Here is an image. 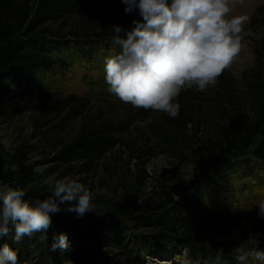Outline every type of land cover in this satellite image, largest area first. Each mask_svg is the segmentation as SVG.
<instances>
[{"label": "trees", "instance_id": "1", "mask_svg": "<svg viewBox=\"0 0 264 264\" xmlns=\"http://www.w3.org/2000/svg\"><path fill=\"white\" fill-rule=\"evenodd\" d=\"M107 4L111 6L109 9L104 8ZM124 9L122 0H0V114L13 118L47 95L33 85L40 70H51L56 64L65 67L55 55L72 48L80 58L92 59L98 49L92 41L108 45L113 35L112 25L130 29L133 19H142L138 11L126 14ZM256 12L261 15L264 26V6L257 7ZM72 15L98 18L92 26L87 22L81 27L67 28L66 21ZM253 22L251 19L250 26ZM51 23H57V28L51 29ZM62 25L70 35L67 42L60 33ZM257 59L264 68V37L258 46ZM256 76V80H250L242 88L248 91L249 111L253 116L248 123L231 116L222 105L219 109L229 119L216 124V139L200 138L207 104L238 98L234 82L223 72L213 95L187 89L177 98L181 106L177 117L158 112L151 124L157 143L172 152L178 145L189 151L185 157H189L186 159L193 162L201 177L208 176L222 161L248 149L256 140L254 157L264 164V78L261 73ZM53 104L66 118H76L86 111L87 101L67 94L56 98ZM149 113L150 110L143 108L136 110L141 119ZM125 127L111 119L87 114L75 136L57 151L55 158L64 164L80 162L87 171L121 144ZM15 179L13 173L0 164V191L23 188L27 199H43L24 182ZM171 202L174 206L161 203L158 214L142 224L157 229L158 233L153 235L132 234L117 219L91 224L81 230L61 211L52 217V225L46 233L38 232L31 238L25 236L19 243L14 242L11 235L6 236L0 238V246L7 243L18 249L19 264H26L33 254L37 264H110V259L116 264H132L160 250L173 249L178 253L180 247L194 264H203L218 249H223L224 255L230 258L233 246L247 245L250 240L256 243L249 247L264 249V219L249 214L232 217L225 212H214L197 190L191 188L182 191L178 200L171 198ZM124 215L132 217L133 213L124 212ZM180 230L183 235H178ZM60 233L67 235V250L52 247Z\"/></svg>", "mask_w": 264, "mask_h": 264}, {"label": "rangeland", "instance_id": "2", "mask_svg": "<svg viewBox=\"0 0 264 264\" xmlns=\"http://www.w3.org/2000/svg\"><path fill=\"white\" fill-rule=\"evenodd\" d=\"M259 6H264V0H236L229 13V16L248 18L243 26L248 33L243 40L244 47L238 59L223 71L238 89V98L226 102L216 100L206 105L200 138L216 139V124L228 118L219 109L222 105L242 123L253 119L246 95L248 91L242 88L250 80H256L259 73L264 78V68L257 59L258 46L264 37L262 18L256 12ZM110 7L107 4L104 8ZM97 18L72 15L66 21L67 28L81 27L87 22L92 26ZM251 19L254 22L250 26ZM57 25L51 23L50 28L55 29ZM63 28L62 25L60 33L65 35L67 42L70 35L68 29ZM92 43L98 45L92 59L80 58L70 48L55 55V58H61L65 67L56 64L51 70L39 71L33 86L47 95L33 106L13 118L0 114V164L13 173L15 180L24 182L27 188L42 198L51 195L55 182L64 177H72L85 184L95 193L94 212L78 218L64 211L65 216L81 230L91 224L117 219L132 234L153 235L158 230L142 224L158 214L161 203L174 206L173 202L169 203L170 199L178 200L180 193L189 188L196 189L214 212H225L232 217L245 214L258 216L256 206L264 201V164L254 157L257 140L248 149L222 161L208 176H199L193 162L185 157L189 151L178 145L177 150L172 152L157 143L151 131V124L158 117L157 111L150 110L149 115L141 119L136 114L137 109L107 90L104 60L118 52V46L111 41H107L108 45L99 41ZM216 89L217 85L203 93L213 95ZM67 94L83 97L87 101L86 111L76 118H66L64 112L57 111L53 104L56 98ZM87 114L111 119L127 128L121 144L85 171L80 162L64 164L55 156L75 136ZM130 211L132 217L124 215V212ZM178 235H183L181 230ZM255 243L250 240L247 245ZM98 257L101 258L102 253ZM36 258L35 254L31 255L26 264H37ZM110 264L116 262L110 259ZM132 264L194 263L180 247L178 253L173 249L160 250Z\"/></svg>", "mask_w": 264, "mask_h": 264}, {"label": "clouds", "instance_id": "3", "mask_svg": "<svg viewBox=\"0 0 264 264\" xmlns=\"http://www.w3.org/2000/svg\"><path fill=\"white\" fill-rule=\"evenodd\" d=\"M236 0H122L125 13L138 11L130 29L112 25L111 43L119 51L104 60L108 91L135 109L180 113L182 91L206 92L239 57L244 44L246 16H229ZM95 193L72 177L58 179L51 195L27 199L23 188L0 191V238L21 242L25 236L46 233L61 211L83 218L94 212ZM62 205L64 206L62 208ZM264 219V201L257 204ZM14 229V233H13ZM258 244V243H257ZM53 249L67 250L60 233ZM264 264V249L237 244L230 258L223 249L203 264ZM0 264H19L18 249L0 246Z\"/></svg>", "mask_w": 264, "mask_h": 264}]
</instances>
